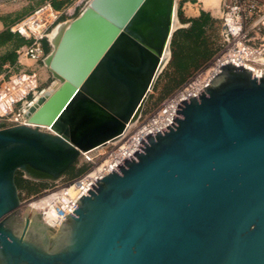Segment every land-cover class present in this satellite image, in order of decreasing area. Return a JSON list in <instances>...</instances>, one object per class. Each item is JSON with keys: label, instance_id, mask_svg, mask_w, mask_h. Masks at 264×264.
Here are the masks:
<instances>
[{"label": "water", "instance_id": "obj_1", "mask_svg": "<svg viewBox=\"0 0 264 264\" xmlns=\"http://www.w3.org/2000/svg\"><path fill=\"white\" fill-rule=\"evenodd\" d=\"M176 4L91 0L63 32L57 87L28 123L0 126V264H264V74L232 61L94 181L56 237L22 214L18 170L59 178L139 120Z\"/></svg>", "mask_w": 264, "mask_h": 264}, {"label": "rangeland", "instance_id": "obj_2", "mask_svg": "<svg viewBox=\"0 0 264 264\" xmlns=\"http://www.w3.org/2000/svg\"><path fill=\"white\" fill-rule=\"evenodd\" d=\"M45 1H51L54 8L62 12L59 23L72 21L78 17L90 2V0H0V20L4 24L3 30L0 31L1 127L11 126L18 119L23 121L21 114L24 112V107L45 91L54 90L60 82L52 76V71L46 66V61L45 63L43 61L52 49L51 39L47 40L46 45V40L44 41V58L34 61L25 57L21 51L27 39L10 32L13 24L33 13ZM225 1L176 0L177 17L170 43L171 57L156 80L144 106L140 122L129 133L134 132L141 122L159 110L179 89L207 70L217 55L221 53L224 39L221 34L220 16ZM55 4L58 6L56 7ZM180 13L189 19L200 17L203 14L204 23L197 27L192 21L182 23L179 18ZM172 48L175 49L174 59H172ZM41 68L48 70L51 75L44 82L35 75ZM30 88L33 90L29 92ZM42 129L48 128L42 127ZM117 146L116 143H109L94 153L85 152L68 171L56 179L34 177L28 171L18 170L15 181H17L22 214L32 211L40 215L37 208L40 202L36 201L56 186L75 180L88 172ZM47 227L49 236L56 237L59 234L60 228L48 225Z\"/></svg>", "mask_w": 264, "mask_h": 264}, {"label": "built area", "instance_id": "obj_3", "mask_svg": "<svg viewBox=\"0 0 264 264\" xmlns=\"http://www.w3.org/2000/svg\"><path fill=\"white\" fill-rule=\"evenodd\" d=\"M61 17L62 12L55 9L51 1H45L33 13L10 27L12 33L27 39V43L21 47L25 57L34 61L44 58V41L48 40L49 32ZM220 18L224 45L221 53L217 55L210 67L179 89L159 110L141 122L134 132L123 138L120 145L112 149L88 172L75 180L56 186L38 200H42L38 208L41 218L49 227L60 228L67 218L68 209L73 208L83 195H89L91 184L98 181V178H104L125 158L130 157L139 148L142 138L149 133L158 132L173 122L178 103L199 95L200 90L208 86L216 74L221 73L220 67L223 64H229L232 61V64L244 65L245 68L252 66L256 70L255 76L263 77L264 0H226L221 8ZM207 77L203 87H194L195 84L204 81ZM31 90L33 89L30 88L29 92ZM181 94L183 96H179ZM174 102L175 106L172 105ZM142 115L143 112L138 122ZM22 124L26 123L22 119H18L11 126Z\"/></svg>", "mask_w": 264, "mask_h": 264}, {"label": "bare ground", "instance_id": "obj_4", "mask_svg": "<svg viewBox=\"0 0 264 264\" xmlns=\"http://www.w3.org/2000/svg\"><path fill=\"white\" fill-rule=\"evenodd\" d=\"M90 2H91V0H90ZM90 2H89V4H90ZM211 3H212V1H210ZM215 4V3H214ZM89 6V5H88ZM59 23V22H58ZM70 23H71V21H67V22H61V23H59V24H57L56 26H54L53 27V29L49 32V34H48V40L50 41V39H51V42H52V49H51V51H50V53L44 58V63H45V61H46V66L50 69V57H51V54H52V52L54 51V49H55V47H56V45H57V43L59 42V40H60V38H61V36H62V34H63V32L66 30V28L70 25ZM169 56L171 57V48H170V54H169ZM168 59V58H167ZM167 63V62H166ZM166 65V64H165ZM164 65V66H165ZM51 70V69H50ZM53 77H54V75H53ZM54 78H56V77H54ZM58 79V78H57ZM208 79V77L207 78H205L204 79V81H200L198 84H195L194 85V87L196 86V88L197 87H199V88H201V87H203V85L205 84V82H206V80ZM59 80V79H58ZM59 84V83H58ZM57 87V86H56ZM53 91V89H51V90H47V91H45L44 93H42L41 95H39L37 98H35V100L33 101V102H31L28 106H25L24 107V112H23V114H21V116L23 117V121L25 122V123H28V119H29V117H30V115H32V113L39 107V105L42 103V101L48 96V94H50L51 92ZM179 96H183V94H181V95H179ZM179 98V97H178ZM172 105L173 106H175V102L174 103H172ZM138 123V121L136 122V123H134V124H132V125H130L128 128H127V130L125 131V133L123 134V136L121 137V138H119L118 140H116V141H113V142H109V143H116L117 145H120L121 143H122V139L123 138H125L126 136H128V134H129V132L131 131V129L136 125ZM49 128V127H48ZM122 140V141H121ZM136 141H137V139H136ZM108 143V144H109ZM107 145V144H106ZM105 145H103V146H101V147H104ZM101 147H98V148H95V149H93V150H90V152H92V153H94V152H96L98 149H100ZM85 152H89V151H85ZM85 152H83V154L85 153ZM36 201V200H35ZM35 201H32V202H35ZM31 202V203H32ZM36 202H40L39 204H38V207L37 208H39V206H40V204L42 203V200H40V201H36ZM31 207H33L34 208V206L33 205H31Z\"/></svg>", "mask_w": 264, "mask_h": 264}, {"label": "trees", "instance_id": "obj_5", "mask_svg": "<svg viewBox=\"0 0 264 264\" xmlns=\"http://www.w3.org/2000/svg\"><path fill=\"white\" fill-rule=\"evenodd\" d=\"M55 6L57 7L58 5L57 4H55ZM179 18H180V20H181V22L182 23H186V22H189V21H192L194 24H195V26L197 27V26H201L202 25V23H204V15L202 14V16H200V17H197V18H193V19H189V18H187V17H185V15L183 14V13H180L179 14ZM193 29H195V28H193ZM11 32V31H10ZM12 33V32H11ZM12 34H14V33H12ZM15 35H18V34H15ZM18 36H20V35H18ZM21 37V36H20ZM48 41L46 40L45 41V45H46V43H47ZM27 43V42H26ZM172 52H173V54H172V59H174L175 58V49H173L172 48ZM32 176H34V177H39V178H45V177H50L48 174H46V173H44V172H41V171H38V170H35V169H33V168H31V167H29V171H28ZM51 178V177H50ZM16 184H17V181H16Z\"/></svg>", "mask_w": 264, "mask_h": 264}, {"label": "crops", "instance_id": "obj_6", "mask_svg": "<svg viewBox=\"0 0 264 264\" xmlns=\"http://www.w3.org/2000/svg\"><path fill=\"white\" fill-rule=\"evenodd\" d=\"M199 12H200V10H199ZM3 28H4V24L0 20V31L3 30ZM35 75L37 76V78L39 77L42 80V82H44L45 80H47L51 76L49 71L46 69H43V68H41Z\"/></svg>", "mask_w": 264, "mask_h": 264}, {"label": "flooded vegetation", "instance_id": "obj_7", "mask_svg": "<svg viewBox=\"0 0 264 264\" xmlns=\"http://www.w3.org/2000/svg\"><path fill=\"white\" fill-rule=\"evenodd\" d=\"M28 171H29V169H28ZM40 221L44 224V225H46L47 226V224L43 221V219L41 218L40 219Z\"/></svg>", "mask_w": 264, "mask_h": 264}]
</instances>
